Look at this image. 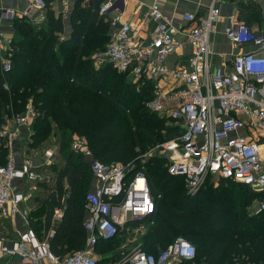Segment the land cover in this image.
I'll use <instances>...</instances> for the list:
<instances>
[{
  "label": "built area",
  "instance_id": "built-area-1",
  "mask_svg": "<svg viewBox=\"0 0 264 264\" xmlns=\"http://www.w3.org/2000/svg\"><path fill=\"white\" fill-rule=\"evenodd\" d=\"M29 2L37 8L46 5L45 0ZM221 4L222 0H211L204 16L198 19L185 13L182 18L187 25L179 29L163 16L159 3L149 7L136 27L121 19L125 0H108L99 7V13L109 19L115 11L110 20L117 27L106 47L92 59L97 68L109 63L136 82L150 81L152 97L145 106L175 126L176 134L145 152L142 162L155 154L166 157L167 172L183 178L189 195L216 176L247 185L264 196V33L240 20L236 12L226 15L223 32L236 53H219L221 58L228 56L229 63L212 68L211 37L222 17ZM19 13L21 18L27 17L29 9ZM15 15L11 8H0V24ZM147 20L156 25L150 38L142 39L138 32ZM181 33L190 46L189 57L185 64L168 66L166 58L181 47L177 38ZM2 45L0 35V49L4 51ZM11 68L10 56L0 51L1 73L5 75ZM3 86L8 88L7 82ZM30 100L23 112L0 129L9 147L6 163L0 164V216L21 217L26 225L29 210L23 205V194L15 190L14 181H37L39 176L29 158L17 164L13 146L37 114ZM71 148L88 159L98 181L85 195L88 216L84 220V248L59 258L49 250L47 239L36 238L30 229L17 231V237L9 242L0 239V264H98L94 248L100 239L114 238L119 226L154 211L155 198L142 164L129 175L134 161L106 164L92 158L84 136L74 137ZM52 155V151H46L48 159ZM261 212L264 197L254 210L256 214ZM61 217L62 211L55 210L53 220ZM195 253L192 242L178 237L158 254L139 245L123 250L114 264H186Z\"/></svg>",
  "mask_w": 264,
  "mask_h": 264
},
{
  "label": "trees",
  "instance_id": "trees-1",
  "mask_svg": "<svg viewBox=\"0 0 264 264\" xmlns=\"http://www.w3.org/2000/svg\"><path fill=\"white\" fill-rule=\"evenodd\" d=\"M48 2L49 0H45L47 8ZM236 8L238 18L249 26L260 22V8L255 1L249 0L248 4L239 1ZM77 14L93 25L87 39L95 38L98 27L96 12L87 16L78 10ZM53 27L60 28L58 23ZM18 32L20 40L15 44L20 47L18 50L15 48L16 51L11 55L12 68L5 75L0 70V128L6 123V119L23 112L31 99V105L37 114L31 121V129L27 135L29 138L26 139L30 141L27 144L37 147L51 134L58 137L59 153L65 163L46 186L49 192L45 198V228L51 225L55 210H61L62 217L49 238L48 245L54 256L62 258L68 253L83 249L87 238L84 215L85 195L89 190L86 189L83 195L81 191L88 186L86 184H89L92 172L88 159L71 149L74 139L72 134L75 137L84 136L92 158L103 163L134 161L135 167L129 175L142 164L152 195L155 202H158L157 209L162 208L165 200L161 197V192L167 189L170 195L178 192L177 190L182 191L185 189L184 180L167 172L166 157L151 155L142 162L141 156L157 143L175 135L176 129L174 131L172 128L174 132L170 135L164 134L170 129L164 126L166 117L145 106V102L152 97L150 81H138L137 90L136 85L125 81L123 78L126 75L118 72L112 65L104 64L95 68L91 53L87 50L88 43L82 42L79 34L66 44L62 42L58 46L59 52L55 47V36L47 34L42 28L32 29L23 25ZM4 82H7L8 88L3 86ZM145 92L149 95L143 97ZM122 105L128 106L123 113ZM8 151L7 139L0 137L1 165L6 163ZM174 179L179 180L178 184L170 186ZM209 180L206 181L209 184L200 190L217 192L216 195H210L216 198L222 195L220 191H224L226 199L223 200V205L233 198L237 206L234 212L237 214L251 213L249 207L252 201L260 202L264 197L262 192H255L249 186L230 179L219 178L215 183ZM230 186L237 189L235 196L230 194ZM240 189L245 194L238 193ZM203 191L185 198L194 197L193 199L203 203ZM158 194L160 197H157ZM166 210L173 215L167 221L172 222L173 227L160 220V217H154V213L147 216L150 218H145L146 221L155 222L156 226L149 232L152 237L146 240L145 251L155 249L150 252L158 254L172 243L169 237L174 235L173 231L180 230L184 235L192 237L196 248L195 257L186 261V264H232L234 259L242 264L264 262V218L257 221V216L264 212L256 216L244 214L245 218H237L232 224L218 220L222 227L211 233L205 224L187 222L188 212L182 213L175 207H167ZM209 212H213V209ZM210 216L204 214L205 219ZM181 224L192 225L194 230L185 233L183 227L179 228ZM114 238L100 239L97 243L110 242ZM158 246L162 249H157ZM116 255L119 257L120 251Z\"/></svg>",
  "mask_w": 264,
  "mask_h": 264
},
{
  "label": "crops",
  "instance_id": "crops-1",
  "mask_svg": "<svg viewBox=\"0 0 264 264\" xmlns=\"http://www.w3.org/2000/svg\"><path fill=\"white\" fill-rule=\"evenodd\" d=\"M107 1L108 0H49L48 8L46 5L44 8H37L35 6H32L29 0H0V8H11L16 11L15 16H13L11 19L5 18L0 24V35L2 38V46L4 49V51L1 49L0 51L5 55L10 56L11 58L13 52L18 50V47H20L15 44L18 40H20L18 31L22 30L23 25H27L32 29L42 28L45 32H48L47 34L55 36V47H57V50L59 52L60 50L58 46H60L62 42H65L66 44L70 41V39L79 34L82 42L85 41L86 43H88L87 50L90 51V57L92 58L96 52L101 51L106 47L117 27L111 24L110 20V17L115 14V11H113L112 14L109 15V19L106 18L105 15H101L99 13V7ZM255 1L264 10V0ZM155 2L159 3L163 16L166 19L170 20L176 27L182 29L187 25V22L182 18L183 15L185 13H191L194 14L196 19L204 16L205 12L208 10L211 0H125V9L121 15L122 21H131L137 27L139 25L138 19L142 18L143 14ZM237 2L238 0H222V17L218 22L217 32L211 37L212 49L214 52L211 60L212 68H215L220 64L224 65L229 63V57L226 56L221 58L219 57V53H226L227 55H229L230 53L236 51H232L230 40L224 34L223 28L226 23L224 17L232 12L237 13ZM25 9H29V15L27 17L21 18L19 16V12ZM78 10H81L82 15L87 16H90L96 12V23L98 27H96L97 34L95 38L87 39L89 32H91V30L93 29V25L90 24L87 19L84 20L83 18H79V15L77 14ZM260 22H255L250 26L255 31L264 33V12L261 15ZM55 23H58V26H60L59 29H55L53 27ZM83 23H85L86 25L83 26ZM155 25V21L147 20L144 26L138 32L140 38L149 39ZM82 26L83 29H80ZM177 38L181 42V47H179L173 54L169 55L166 58L165 62L168 66L185 64L190 54V46L186 43L184 34H178ZM95 68L97 67L95 66ZM23 133L24 130L23 132L21 131L20 135H22ZM26 139L27 137L22 140V136H19V138H17L19 142H17V144L13 146L15 160L17 164L20 165L23 159L29 158L33 163V169L38 174L39 179L37 181H30L26 178L15 179V190L23 194V196L25 197L23 205L29 210L28 224L26 225L22 221L21 217L18 216H0V222L6 221V225L2 224L3 230H0V239L3 238L6 242L15 239L17 237V231L25 232L28 229L33 232L36 238L49 240V238L54 234L56 226L59 222V220H53L52 217L51 225L47 229L45 228V198L47 197V194L49 192L46 186L52 182V178L54 174H56V171L61 169L62 165H64L65 163L64 158L59 153L58 137L57 139H55V142L51 143L50 145V138L48 137L37 147L29 146L27 142H29L30 140L28 141ZM46 151L53 152V155L50 159L47 158ZM219 178L220 177L213 176L209 177L208 179H210L209 181L215 183L219 180ZM97 184L98 181L91 174L89 179L90 186L88 190H91ZM257 205L258 202L256 200H253L252 207L254 206V208L252 211L256 209ZM36 212H41L39 218L40 220L38 218H33L32 213ZM154 212H152L151 214H153ZM151 214H149L148 216H150ZM87 216L88 211L85 209L84 217L87 218ZM145 218L148 219L150 217L146 216L137 220H129L122 227L133 228V225L136 224L135 221L140 220L142 222H145ZM150 221L151 220L147 222ZM102 243L105 242H99L96 244L94 248L95 257L97 258V260L105 259V262L110 264L112 262L110 258L113 254L100 253L99 250H97V248L101 246ZM123 250H126V248H122L120 252ZM114 263L115 261L113 262V264Z\"/></svg>",
  "mask_w": 264,
  "mask_h": 264
},
{
  "label": "rangeland",
  "instance_id": "rangeland-1",
  "mask_svg": "<svg viewBox=\"0 0 264 264\" xmlns=\"http://www.w3.org/2000/svg\"><path fill=\"white\" fill-rule=\"evenodd\" d=\"M239 1L240 2H243L244 4H248L249 3V0H238V2ZM253 1H255V0H253ZM257 5L260 8V15H262L263 12H264V10H263V8L258 3H257ZM261 10H262V13H261ZM254 25H256V24H254ZM105 64H109V63H105ZM123 79L125 81H127L128 83L135 84L136 85V89L139 86V84H137V82L132 77H127L126 76ZM18 88L20 89V86ZM137 90H139V89H137ZM147 94L149 95L148 92H145L144 95H143V97L145 95H147ZM140 103H141V101H140ZM127 107L128 106H123L122 105V107H121L122 108L121 109L122 111L121 112L123 113L124 110L127 109ZM130 113H131V111H130ZM7 117H10V115L7 114ZM9 119L10 118L6 119V122ZM164 126L166 128H170L167 131H165L164 134H166V135H170L171 134V132L173 131L172 128H174V131H175L174 124L168 118H165V124H164ZM53 128H55V127H53ZM0 129H2V128H0ZM30 129H31V122L29 123L28 128L24 130V133L22 135H20V136H22V140L25 137H28L27 135H28V132L30 131ZM0 137H2V136H0ZM72 137L74 138L75 135L72 134ZM49 138H50V143H49V145H50L51 143H54L55 142V139H57V135L56 134L55 135L54 134H51L49 136ZM17 142H19V140H17L14 143V146L17 144ZM155 155L156 156H159L157 154H155ZM178 182H179L178 179H174V182L173 183H170L171 184L170 186H174V184H178ZM208 184L209 183L206 182L205 185L201 186L200 189L204 188ZM86 185H88V186L87 187L85 186L82 189V191H81V194L82 195L84 194V191L86 189L88 190V188L90 186L88 184V182H87ZM230 188L232 189V192L230 194H234V196H235L237 194V192H236L237 189L234 188L233 186H230ZM166 190L165 191L163 190L161 192V197L165 199L163 201V204H162L164 207L162 206V208H157L156 210L154 208L155 212L154 211L153 212H154V217L155 216L156 217L157 216L160 217V220H164L166 222V224L170 225L171 227H173L172 222H167V221H169V217L170 216L173 217V215L168 213V211L166 210L167 207H175V209L177 211H180L182 213L188 212L189 214L186 216L187 217V219H186L187 222H190L192 224H194V223L205 224L206 226L209 227V230H211L210 231L211 233H213V230L214 231H218V230H220V227H222L221 224L217 222L218 220H220L221 222L222 221H224V222H230L232 224V222H234L235 220H237V218L238 219L240 217L241 218H245L244 217V214H245V216H252V215L253 216H256L257 215L256 213H254V211H252L253 208H254V206H255V203H254V206L253 207H252V205L249 207V209L251 211V213L249 212V214H246L245 212L244 213H240V214L235 213L234 211H236L237 206L234 204L233 198H232V201L231 202H227L225 205H223V203H224L223 200L226 199V193L224 191H220V195L221 194L222 195L221 196L219 195L220 197L219 198L218 197L216 198V197L210 196V195H216V194H218L217 192H210L209 190H205V191L202 190L203 191V199H202L203 200V203H199L200 201L198 199H193L194 197L193 198H185V196L191 197L193 195L187 194V192H186V190L184 188H183L182 191L181 190H177L178 192H174V194L172 193L170 195L167 193ZM199 190H198V192L201 193L202 191L201 190L199 191ZM242 191L243 190L240 189V191H238V193H240ZM242 194H245V193L242 192ZM196 198H198V195H197ZM156 204H158V202H156ZM223 207H225L224 208V211H221L223 209ZM211 209H213L214 215H213V212H209V211H211ZM231 209H233V210H231ZM204 214L205 215L206 214H210L211 216L208 219H205L204 218ZM40 215H41V212L32 213L33 218H38L39 219L40 218ZM257 217H258L257 218V221H260V220H262V218H264V214L263 215H258ZM135 222H136V224L133 225V228L122 227L123 225L119 226L118 234L116 235V237L113 240H111L110 242L102 243V245L99 246L97 248V250H99L100 253L113 254V257H111V258H113V260L116 261V259H117L118 256L116 255L115 252H117L118 250L120 251L122 248L131 249L134 246L139 245V246H141L144 249L145 248V244L144 243L146 242L147 239L150 240L151 237H152L151 234L149 235V232H151L152 230H154L156 228L155 222H153V221L152 222L151 221L150 222H147L146 220H145V222H142L140 220L135 221ZM2 224L6 225V221H1L0 222V230H3L2 229ZM185 224H186V221H185ZM180 226L181 227H179V228H182L183 227L185 233L192 232V230H194V226H192V225L191 226H187V225L181 224ZM185 227H187V229ZM197 231L200 232V230H197ZM173 234L174 235L172 237H169V239H170L169 241L170 242H173L178 237H184V238L190 240L191 242H193L192 237H189L187 235H184L183 233L180 232V230H178V231L177 230H174L173 231ZM121 240H122V242H121ZM157 249L160 250L162 248H160L158 246ZM154 250L155 249L149 250V253H151L150 251L153 252ZM98 262H99L98 264H107L105 262V259H100V260H98ZM110 264H113V261ZM232 264H242V263H239V262H237V260L234 259ZM256 264H264V262L263 263H256Z\"/></svg>",
  "mask_w": 264,
  "mask_h": 264
},
{
  "label": "water",
  "instance_id": "water-1",
  "mask_svg": "<svg viewBox=\"0 0 264 264\" xmlns=\"http://www.w3.org/2000/svg\"><path fill=\"white\" fill-rule=\"evenodd\" d=\"M231 1H233V0H231Z\"/></svg>",
  "mask_w": 264,
  "mask_h": 264
}]
</instances>
